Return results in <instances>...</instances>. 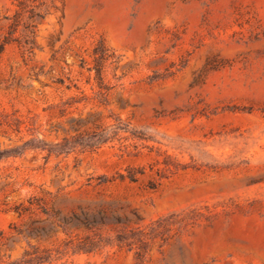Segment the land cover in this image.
Returning a JSON list of instances; mask_svg holds the SVG:
<instances>
[{"label": "rangeland", "instance_id": "obj_1", "mask_svg": "<svg viewBox=\"0 0 264 264\" xmlns=\"http://www.w3.org/2000/svg\"><path fill=\"white\" fill-rule=\"evenodd\" d=\"M15 21L0 119L48 141L73 118L122 129L94 151L0 160V264H139L140 249L143 264H264V0H0V41ZM20 136L4 124L0 150ZM31 199L109 220L32 236L57 217L19 215Z\"/></svg>", "mask_w": 264, "mask_h": 264}, {"label": "trees", "instance_id": "obj_2", "mask_svg": "<svg viewBox=\"0 0 264 264\" xmlns=\"http://www.w3.org/2000/svg\"><path fill=\"white\" fill-rule=\"evenodd\" d=\"M18 23L15 21L11 26L10 31L4 36L3 40L0 41V56L7 43L14 41L12 38V33L16 29ZM29 27V25H27ZM98 57L95 59V79L98 83V87L101 89H107V86L102 83V60L104 57V50L102 45L98 46L95 50ZM58 82L62 83L63 79H58ZM102 101H106L102 94H100ZM65 110H61L63 114ZM96 116H88L86 118H73L68 121L69 126L62 128L60 126H55L49 130V133L55 134V139L53 141H48L45 138L46 132L41 129H36L30 124H24V121L15 120L13 122L4 121L0 119V128L5 124L13 132L20 134L19 137L21 143L12 146L7 149L0 150V160L9 157H20L27 153H33L35 155H41L42 158L47 161L51 156L67 155L72 152L79 151H94L99 149L101 146L107 144L119 138L118 133L122 129L120 127L108 128L96 123ZM91 124L92 126L88 128H83L85 125ZM62 132V137H58V133ZM126 177V176H122ZM127 177L131 181L136 180V176L132 170H128ZM154 187V186H150ZM33 207L41 209L44 214L57 217L56 220L49 224H41L43 221L34 220L28 229L29 235L42 237L47 235L50 231L54 229V225L61 227L63 230L67 229V226H83L86 230L99 229L102 225L106 224L109 217L103 210H99L97 213H90L87 210H82L81 213H74L71 216H62L59 209H55L54 214L51 215L50 212L43 207L38 200L31 199L28 205L19 204L15 207L19 215L29 211ZM117 223L124 222L123 218L120 216H114L113 219ZM21 233L22 230L18 229ZM134 231L125 232L121 231L116 234V241L123 245L127 243L129 235ZM99 243V240L89 236L82 238L80 243L76 246L77 251L89 252L93 251ZM131 245V244H128ZM136 257L139 264H143L144 253L143 250L136 251Z\"/></svg>", "mask_w": 264, "mask_h": 264}]
</instances>
